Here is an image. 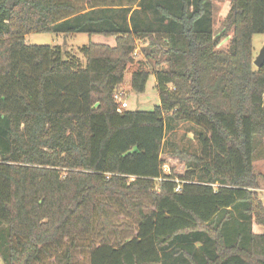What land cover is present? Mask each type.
<instances>
[{
    "label": "trees",
    "instance_id": "16d2710c",
    "mask_svg": "<svg viewBox=\"0 0 264 264\" xmlns=\"http://www.w3.org/2000/svg\"><path fill=\"white\" fill-rule=\"evenodd\" d=\"M214 12V0H0L4 264H264L254 232L264 228V67L253 46L264 0H231L217 34ZM40 33L116 45L83 47L84 65L25 43ZM137 40L154 70L134 72L132 91L154 76L160 104L119 113ZM168 120L199 133L189 162L170 155L182 175L165 172Z\"/></svg>",
    "mask_w": 264,
    "mask_h": 264
},
{
    "label": "rangeland",
    "instance_id": "374dc122",
    "mask_svg": "<svg viewBox=\"0 0 264 264\" xmlns=\"http://www.w3.org/2000/svg\"><path fill=\"white\" fill-rule=\"evenodd\" d=\"M231 0H214L215 12H214V31L219 33L222 23L227 16L230 8ZM153 20V16H151ZM231 38V37H230ZM230 38L224 39L220 49L226 50L230 44ZM27 45H39V46H60L65 54L78 57L85 65V59L82 57L80 50L90 44H105L109 46H115L114 37H105L102 35L89 36L87 34L76 35H56L52 33H40L28 35L25 39ZM145 42L136 41V49L133 54L134 63L128 67L125 76L124 84L118 88L117 93H124L121 102L128 103V111L150 112L160 104L159 96L155 88V77L151 76L147 85V89L143 94H136L131 88L132 74L138 71L141 67L146 70H154L153 65L150 64L142 55V47ZM254 46V59L258 57L260 51L264 47V35L257 34L253 37ZM200 152L199 133L196 128L190 124H177L172 121H167V131L164 142V153L162 158L166 161L165 172L182 175L186 171V167L183 160L170 156L172 154L180 153L189 162L191 156L197 155ZM255 171L261 175V186L257 190V197L264 205V145L261 147L257 154V161L255 162ZM254 232L258 234L264 233V228L258 225H254ZM0 264H4L0 257Z\"/></svg>",
    "mask_w": 264,
    "mask_h": 264
},
{
    "label": "built area",
    "instance_id": "2783aa9c",
    "mask_svg": "<svg viewBox=\"0 0 264 264\" xmlns=\"http://www.w3.org/2000/svg\"><path fill=\"white\" fill-rule=\"evenodd\" d=\"M124 96V93L121 92V93H117L115 95V100L120 104V107L118 109V112L121 113L123 110L127 109L128 108V103L127 102H121L122 101V98ZM166 170V169H165ZM177 191H179V188L177 189Z\"/></svg>",
    "mask_w": 264,
    "mask_h": 264
},
{
    "label": "water",
    "instance_id": "95a60500",
    "mask_svg": "<svg viewBox=\"0 0 264 264\" xmlns=\"http://www.w3.org/2000/svg\"><path fill=\"white\" fill-rule=\"evenodd\" d=\"M254 65L258 68L261 69L264 67V47L260 51L258 57L254 61Z\"/></svg>",
    "mask_w": 264,
    "mask_h": 264
},
{
    "label": "crops",
    "instance_id": "0c3cea01",
    "mask_svg": "<svg viewBox=\"0 0 264 264\" xmlns=\"http://www.w3.org/2000/svg\"><path fill=\"white\" fill-rule=\"evenodd\" d=\"M155 85H156V82H155Z\"/></svg>",
    "mask_w": 264,
    "mask_h": 264
}]
</instances>
